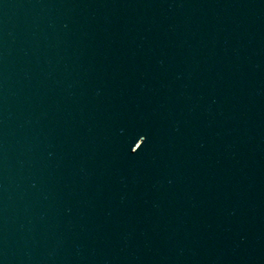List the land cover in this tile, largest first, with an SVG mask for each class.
Here are the masks:
<instances>
[{
	"label": "water",
	"instance_id": "95a60500",
	"mask_svg": "<svg viewBox=\"0 0 264 264\" xmlns=\"http://www.w3.org/2000/svg\"><path fill=\"white\" fill-rule=\"evenodd\" d=\"M0 264H264V0H0Z\"/></svg>",
	"mask_w": 264,
	"mask_h": 264
}]
</instances>
